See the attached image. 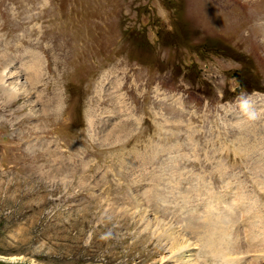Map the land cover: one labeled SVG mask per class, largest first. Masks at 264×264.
<instances>
[{
	"label": "rangeland",
	"instance_id": "374dc122",
	"mask_svg": "<svg viewBox=\"0 0 264 264\" xmlns=\"http://www.w3.org/2000/svg\"><path fill=\"white\" fill-rule=\"evenodd\" d=\"M194 1L102 0L99 6L92 0L93 8L112 17L107 28L114 36L100 42L115 46L100 49L108 59L101 64L90 68L82 61L77 75L79 65L59 44L74 48L82 60L91 57L90 46L102 36L100 23L93 12L75 16L79 4L87 7L91 0H0V76L9 66L19 80L14 76L8 83L32 92L11 101L0 81V264H174L169 250L147 247L142 238L148 234L137 237L139 224L108 216L113 205L134 209L127 193L137 190L148 209L155 207L172 221L183 219L176 225L193 241L196 264H228L229 251L238 256L240 240L228 247L218 229L216 252L212 240L199 242L190 229L199 228L205 214L232 232L236 217L220 219L217 207L224 201L230 207L233 194L219 193L238 191L237 197L249 202L255 197L247 188L253 174L264 180L262 168L249 171L255 161H264V105L249 99L264 96V0H201L199 8ZM233 8L243 20L255 18V24L244 29ZM37 41L47 47L43 61L32 55L42 52L34 47ZM19 59L33 70L37 66L29 78ZM235 70L240 80L232 77ZM88 79L85 89L100 93L91 99L94 107L82 133L73 127L68 104L77 84L83 89ZM242 100H247L242 108H263L230 117L229 109ZM249 120L254 125L243 138L242 122ZM195 173L203 175L192 177ZM263 180L254 182L264 205ZM241 182L247 186L236 190ZM148 189L157 191L155 198L151 192L147 198ZM205 191L215 199L207 213L186 215L184 200L197 192L191 202L200 205L209 197ZM263 205L257 208L264 217ZM189 220L190 227L182 224ZM263 250L256 254L263 256Z\"/></svg>",
	"mask_w": 264,
	"mask_h": 264
},
{
	"label": "bare ground",
	"instance_id": "6f19581e",
	"mask_svg": "<svg viewBox=\"0 0 264 264\" xmlns=\"http://www.w3.org/2000/svg\"><path fill=\"white\" fill-rule=\"evenodd\" d=\"M39 57V56H38ZM36 60V59H33ZM42 65V64H41ZM29 67L31 66L30 64L28 65ZM34 66V65H33ZM32 66V67H33ZM40 66V65H39ZM37 66L34 67V70ZM5 68V67H4ZM41 68V67H40ZM33 69V68H32ZM40 70V69H39ZM36 74V73H35ZM21 75V74H20ZM28 76V74H25ZM14 76L18 79L19 75L18 72L16 73L15 71H13L11 68H9V66H7V68L2 71V74L0 76V81L2 84V92L6 93L9 97H11V101L16 100L19 98V96H21L22 94H27L31 91H29V87H19L17 86V84H11L8 83V80L11 78H14ZM26 76V77H27ZM36 76V75H35ZM29 78V76H28ZM33 79H37L39 77H32ZM32 78L29 79V82H31L32 84ZM30 84V83H28ZM34 87V86H33ZM32 87V88H33ZM32 93V92H31ZM55 96V95H54ZM55 98V97H54ZM36 101H38L37 103H39V99ZM34 101V102H36ZM61 101V100H60ZM54 102V101H53ZM253 103V101H250ZM250 102L248 104H250ZM256 102V101H255ZM62 103V101H61ZM262 105V104H260ZM58 106H60V104H58ZM251 106V105H250ZM249 107V106H248ZM55 113V115H57V106H56V110L53 112ZM121 130V129H120ZM255 139V138H254ZM150 147V146H149ZM170 147V146H169ZM151 154V153H150ZM156 154V153H154ZM245 156H248V154H244ZM264 155V154H263ZM151 157V156H150ZM263 160V159H262ZM136 161V160H135ZM146 162V161H145ZM176 162V160H175ZM169 163V162H168ZM167 163V164H168ZM182 163V162H181ZM175 164V163H173ZM186 164V163H185ZM255 166L253 167V170L255 173H258L259 169L263 170L264 173V161H262V163H255ZM177 166V165H176ZM175 168L172 167L170 168L173 169ZM171 172V171H170ZM165 175V173H164ZM167 175V174H166ZM176 176V175H175ZM196 178V177H195ZM198 178V177H197ZM194 179V178H193ZM146 180V179H145ZM199 181V178L196 179ZM261 180V179H260ZM182 181V180H181ZM184 181V180H183ZM194 182V181H193ZM196 182V181H195ZM194 182V183H195ZM261 182V181H260ZM259 182V183H260ZM190 183V182H189ZM204 183V182H203ZM166 184V183H165ZM168 184H172V182L168 183ZM167 184V185H168ZM177 184V183H176ZM175 184L176 187L177 185ZM199 184V183H198ZM263 185V184H262ZM163 186V185H162ZM160 186V187H162ZM169 186V185H168ZM172 186V185H171ZM181 186V185H180ZM194 186V184H193ZM143 187V186H142ZM156 187V186H155ZM164 187V186H163ZM138 188V187H137ZM165 188V187H164ZM239 188V187H238ZM246 188V187H245ZM162 189V188H161ZM185 189H186V185H185ZM192 189V188H191ZM243 189V188H242ZM137 190V189H136ZM153 189H148V192L146 194V196H148L147 198L150 200V192L153 193L152 195H154L153 197L155 198V195L157 194L156 192L152 191ZM176 190V189H175ZM182 190V189H180ZM195 189H193L194 192ZM133 191V190H132ZM139 191L141 190H137V193H127V196L129 197L128 200H130V203L133 204V208L131 207H127L122 205L121 206L117 205H113L111 207H108L106 210L108 211L107 214L110 217H114L116 219V217L120 218H125L129 217L132 221H134V223H136V225L139 224L140 228L142 229L141 231H138L136 233L137 237H143L145 234H148V236L146 238H142L144 239L143 242L148 243L147 247L149 246H154L155 247V252L156 253H162L164 250H169L172 254V262H174V264H196L195 259H194V251L192 252V250L195 248L193 241L189 240L188 237H184L182 235V232H184V230H181V232H179V229L177 228L176 223L178 222H182L183 219H176L175 221H172L168 216H166L165 218L162 216L163 214H160L157 212V209L155 207H153V209H148L147 205L145 203V201L141 198ZM147 191V189H146ZM145 191V192H146ZM166 191V190H165ZM164 191V192H165ZM200 191V190H199ZM143 192V191H142ZM174 192V191H173ZM178 192V191H177ZM176 192V193H177ZM188 192V191H187ZM198 192V191H197ZM197 192H195V194H197ZM201 192V191H200ZM161 193V192H160ZM172 193V192H171ZM186 193V191L184 192ZM163 194V193H162ZM170 194V193H169ZM174 194V193H173ZM239 196V192L237 191L236 194L230 195V199L228 197V200L231 201L230 205L233 207H225L224 211L228 214H230V216L232 215L236 217V220L233 219L234 222H232V228L230 232L228 229V227L225 228V226H218V224L216 223V217L215 215L213 217H210L209 215L205 216V214H202L204 216V220L202 223H200V225L198 226L199 228H196L197 225L195 226V228H191L190 232H192L193 234L191 235H195V237L197 236L198 241L200 242V240H204V242H209L210 240H212L214 245L215 239L217 237L218 234V229L220 231V238L224 239L227 241L228 247H230V240L231 239H236V240H240L239 239V234H242L241 231H249L251 234L256 233V231H259V229H257L259 226H264V217L260 216L258 213V205L254 203L253 206H250L249 204H247V198H238ZM165 195V194H164ZM171 195V194H170ZM179 195V194H178ZM186 195V194H185ZM184 195V196H185ZM188 195V194H187ZM183 196V195H182ZM200 196V195H199ZM220 196L222 197V194H220ZM224 197V196H223ZM248 197V196H247ZM157 199V198H156ZM189 199V198H188ZM188 199H186L188 201ZM195 199V198H194ZM223 199V198H222ZM160 200V198H159ZM162 200V199H161ZM185 200V201H186ZM152 201V200H151ZM217 201V200H216ZM225 202V201H224ZM223 202V203H224ZM236 202L239 203V205L241 206L240 208V213L236 211V209L234 208V206L236 207ZM151 203V202H150ZM223 203L221 202V205H223ZM228 202L226 201V204ZM153 204V203H152ZM155 204V203H154ZM158 204V203H157ZM204 204V203H203ZM229 204V203H228ZM156 206V205H155ZM158 206V205H157ZM209 205L207 204V206L200 208L201 212H205L206 208ZM226 206V205H225ZM166 207V206H165ZM170 207V205H169ZM215 207V206H214ZM254 207V208H253ZM216 208V207H215ZM249 208V209H248ZM204 209V210H203ZM213 209V208H212ZM248 209V210H247ZM219 211L222 210L221 207L218 209ZM168 211V210H167ZM166 212V211H165ZM177 212V211H176ZM182 212V211H181ZM193 212V211H192ZM195 212V211H194ZM185 213V212H184ZM190 213V212H189ZM188 214V216H190ZM106 214V215H107ZM183 214V213H182ZM179 216V213L177 214ZM176 215V216H177ZM193 215V214H192ZM195 215V213H194ZM200 215V216H202ZM252 216L254 215L257 218V223H252V227H244L242 226L243 223L245 225H247L244 221V217L245 216ZM177 216V217H178ZM185 216V215H184ZM202 216V217H203ZM212 216V214H211ZM175 217V216H174ZM239 217H241V220H239ZM181 218V217H180ZM189 218V217H188ZM188 220V219H186ZM200 220V219H199ZM238 221L240 222V224H238ZM193 221L189 220L186 221L185 223H182L183 225H189V227L192 225ZM198 224V223H196ZM185 227V226H184ZM228 228V229H227ZM253 236V235H252ZM253 239V237H252ZM126 242V240H125ZM196 244V243H195ZM205 244V243H204ZM249 245H251V243H249ZM139 246V245H138ZM145 246V245H144ZM223 246V245H222ZM238 249H236V254L238 255L237 257L235 256L234 258L232 257L231 259H228V264H264V256H262L261 258L259 257H252L249 259V256H252L251 250L256 249L257 250H263V247H256V248H250L245 246L244 244H240V242L237 244ZM146 248V246L144 247ZM216 251L218 252V246L214 245L213 247ZM231 251H233L234 248H229ZM221 251L225 252V250L221 249ZM264 251V250H263ZM260 253V252H259ZM229 254H232L229 251ZM250 254V255H249ZM213 255V253H212ZM201 264V263H200Z\"/></svg>",
	"mask_w": 264,
	"mask_h": 264
}]
</instances>
